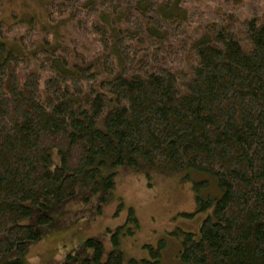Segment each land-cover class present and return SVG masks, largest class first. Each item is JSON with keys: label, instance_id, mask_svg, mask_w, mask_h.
I'll return each instance as SVG.
<instances>
[{"label": "trees", "instance_id": "16d2710c", "mask_svg": "<svg viewBox=\"0 0 264 264\" xmlns=\"http://www.w3.org/2000/svg\"><path fill=\"white\" fill-rule=\"evenodd\" d=\"M37 1L40 25L0 11V264H30L33 207L47 223L88 187L105 202L109 168L141 161L219 188L195 184L209 213L199 233L181 230L182 264H264V0ZM69 22L95 43L84 57L60 43ZM139 226L131 207L106 258L86 240L87 264H161L166 240L151 258L120 248Z\"/></svg>", "mask_w": 264, "mask_h": 264}, {"label": "rangeland", "instance_id": "374dc122", "mask_svg": "<svg viewBox=\"0 0 264 264\" xmlns=\"http://www.w3.org/2000/svg\"><path fill=\"white\" fill-rule=\"evenodd\" d=\"M0 11L8 21L14 17L29 19L33 16L31 19L38 25L46 22L45 8L37 0H0ZM60 29V43L69 53L84 57L82 53L94 50L95 43L81 31L78 23L69 22ZM46 36L53 41L51 31ZM39 44L28 46L27 50H33ZM109 170L116 174V186L105 202L101 200L100 192L88 187L47 210L51 216L47 223L38 222L40 208L33 207L37 211L23 221L34 223L41 238L30 246L27 256L30 264H87L86 260L93 254L86 243L88 238L104 243L106 258L114 248L113 232L126 223L131 207L135 209L140 226L134 234L122 236L120 248L126 256L151 258L147 245L156 249L161 240H166L161 264H182L179 255L181 230L199 233L209 213L196 212L195 184H210L209 176L193 170H176L168 164L151 166L144 161L135 168L121 165ZM210 186L213 191L210 187L201 190L204 196L220 194L219 188L214 194L217 192L214 181ZM260 222L264 226V216Z\"/></svg>", "mask_w": 264, "mask_h": 264}]
</instances>
